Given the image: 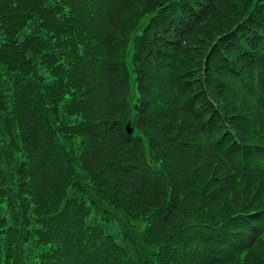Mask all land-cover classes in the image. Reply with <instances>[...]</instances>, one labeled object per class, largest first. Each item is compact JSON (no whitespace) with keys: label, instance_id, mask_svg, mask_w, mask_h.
<instances>
[{"label":"trees","instance_id":"obj_1","mask_svg":"<svg viewBox=\"0 0 264 264\" xmlns=\"http://www.w3.org/2000/svg\"><path fill=\"white\" fill-rule=\"evenodd\" d=\"M0 264H264V0H0Z\"/></svg>","mask_w":264,"mask_h":264},{"label":"rangeland","instance_id":"obj_2","mask_svg":"<svg viewBox=\"0 0 264 264\" xmlns=\"http://www.w3.org/2000/svg\"><path fill=\"white\" fill-rule=\"evenodd\" d=\"M205 30H207V27H205ZM141 208V207H140Z\"/></svg>","mask_w":264,"mask_h":264}]
</instances>
